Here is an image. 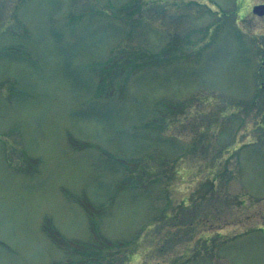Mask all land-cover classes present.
Returning <instances> with one entry per match:
<instances>
[{
	"label": "rangeland",
	"instance_id": "1",
	"mask_svg": "<svg viewBox=\"0 0 264 264\" xmlns=\"http://www.w3.org/2000/svg\"><path fill=\"white\" fill-rule=\"evenodd\" d=\"M237 6L0 0V264H264V17Z\"/></svg>",
	"mask_w": 264,
	"mask_h": 264
},
{
	"label": "flooded vegetation",
	"instance_id": "2",
	"mask_svg": "<svg viewBox=\"0 0 264 264\" xmlns=\"http://www.w3.org/2000/svg\"><path fill=\"white\" fill-rule=\"evenodd\" d=\"M257 5H264V0H244V6L246 8L245 14L241 16L242 13V8H240L239 16L241 20H244L247 17L254 18H263L264 16H258L257 14L254 13V8Z\"/></svg>",
	"mask_w": 264,
	"mask_h": 264
},
{
	"label": "water",
	"instance_id": "3",
	"mask_svg": "<svg viewBox=\"0 0 264 264\" xmlns=\"http://www.w3.org/2000/svg\"><path fill=\"white\" fill-rule=\"evenodd\" d=\"M255 12H257L260 15L264 14V6H258L255 8Z\"/></svg>",
	"mask_w": 264,
	"mask_h": 264
},
{
	"label": "trees",
	"instance_id": "4",
	"mask_svg": "<svg viewBox=\"0 0 264 264\" xmlns=\"http://www.w3.org/2000/svg\"><path fill=\"white\" fill-rule=\"evenodd\" d=\"M96 231H99V230L96 229ZM96 231H95V232H96ZM106 244H107L106 247H110V246H112L110 241H107ZM98 247H99V246H98ZM97 254H99V253H97ZM100 255H101V254H99V255L97 256V258H100Z\"/></svg>",
	"mask_w": 264,
	"mask_h": 264
}]
</instances>
